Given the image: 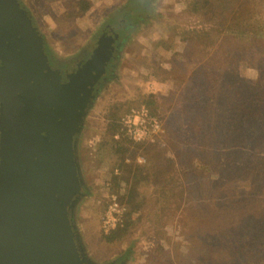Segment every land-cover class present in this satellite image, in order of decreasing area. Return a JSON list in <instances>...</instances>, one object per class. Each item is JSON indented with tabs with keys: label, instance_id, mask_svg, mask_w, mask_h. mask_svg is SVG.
<instances>
[{
	"label": "rangeland",
	"instance_id": "obj_1",
	"mask_svg": "<svg viewBox=\"0 0 264 264\" xmlns=\"http://www.w3.org/2000/svg\"><path fill=\"white\" fill-rule=\"evenodd\" d=\"M22 1L65 62L94 45L108 14L132 8L124 48L81 139L89 183L78 221L93 256L111 264H196L206 249L219 256L237 246L241 258L264 264V173L253 167L264 154V0ZM132 24L138 33L131 35ZM142 108L155 112L163 131L145 142L158 150L127 156L145 167L127 182L111 119L118 115L127 135L122 119ZM229 194L240 205L234 214ZM115 202L120 222L107 231Z\"/></svg>",
	"mask_w": 264,
	"mask_h": 264
},
{
	"label": "water",
	"instance_id": "obj_2",
	"mask_svg": "<svg viewBox=\"0 0 264 264\" xmlns=\"http://www.w3.org/2000/svg\"><path fill=\"white\" fill-rule=\"evenodd\" d=\"M130 7L108 14L94 45L65 62L22 0H0V264H111L79 227L89 183L81 139Z\"/></svg>",
	"mask_w": 264,
	"mask_h": 264
},
{
	"label": "trees",
	"instance_id": "obj_3",
	"mask_svg": "<svg viewBox=\"0 0 264 264\" xmlns=\"http://www.w3.org/2000/svg\"><path fill=\"white\" fill-rule=\"evenodd\" d=\"M203 2H205V0H201ZM207 2L209 3L210 0H207ZM132 26H134L133 24L130 26L132 28ZM153 114H155L154 111H151ZM152 114V115H153ZM251 119V118H250ZM250 121V120H249ZM112 122V131L111 134L112 136L115 135V133L117 132H121V136L119 139L115 140L114 143V149L115 152L120 156L121 160H120V165L122 168V172H123V180L129 182L130 180H134L137 181L140 173L144 170V166H140L138 164H131L128 163L126 161V158L128 155L130 156H135L137 154L138 151H154V150H158V146H156L155 144L152 143H134L133 141L129 140L128 136L121 131V124H120V120H119V116H113L111 119ZM256 128L252 127L250 130H248V135H252L253 137H257L256 133H255ZM239 138H241V136H239ZM242 142L245 143V140L241 139ZM246 146L242 145V151L240 153H242L243 155H245V157L247 158V160L249 162H251V153L250 151L245 149ZM260 155L257 156L256 161H254L255 164H253V167L255 165V168L257 171H259V173L263 174L264 173V154H262V151H259ZM253 167L250 166V168H246V171L252 170L253 172H255V169H252ZM258 179H260L259 175H256ZM256 181L257 179L255 178L254 181H252L251 184V188L256 185ZM237 194H239V192H237ZM240 198V195L238 196ZM236 197L234 194H229L227 195V198L225 200L226 203H228L230 206L228 211L229 214H234L233 211V206H238V208H240V205L238 202H236ZM235 212V211H234ZM218 213V212H217ZM120 228V229H119ZM117 230L112 231L110 234H108L107 240H113L115 238L118 237V234L120 233V231H122V227H119ZM222 233V232H221ZM222 235V234H221ZM202 244V243H201ZM231 248H233V244H231ZM240 247V249L242 248V245H238ZM209 247V245H206V248ZM208 251H206V253L204 254L205 256L202 259H199V261L196 264H233L236 263L237 261H239V263L237 264H251V262L249 263V260L247 259V257L245 259L241 258V255L238 254L237 251V246L233 251H229V250H225L222 248L217 249L219 250H225L224 255L220 254L219 256H216V251L212 250L209 251V249H206ZM211 250V249H210ZM247 259V260H246ZM246 260V261H245Z\"/></svg>",
	"mask_w": 264,
	"mask_h": 264
},
{
	"label": "built area",
	"instance_id": "obj_4",
	"mask_svg": "<svg viewBox=\"0 0 264 264\" xmlns=\"http://www.w3.org/2000/svg\"><path fill=\"white\" fill-rule=\"evenodd\" d=\"M123 130L136 142H153L163 131L161 122L155 118L146 108L132 110L123 119ZM120 211L117 202L110 206L104 218V225L107 231L115 228L120 222L118 212Z\"/></svg>",
	"mask_w": 264,
	"mask_h": 264
},
{
	"label": "flooded vegetation",
	"instance_id": "obj_5",
	"mask_svg": "<svg viewBox=\"0 0 264 264\" xmlns=\"http://www.w3.org/2000/svg\"><path fill=\"white\" fill-rule=\"evenodd\" d=\"M146 1V0H145ZM115 264V263H114Z\"/></svg>",
	"mask_w": 264,
	"mask_h": 264
}]
</instances>
